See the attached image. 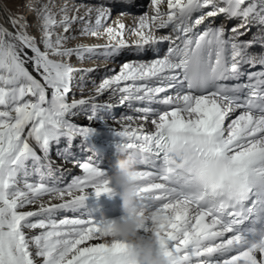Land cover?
Returning <instances> with one entry per match:
<instances>
[{
    "label": "snow or ice",
    "instance_id": "6c2138e0",
    "mask_svg": "<svg viewBox=\"0 0 264 264\" xmlns=\"http://www.w3.org/2000/svg\"><path fill=\"white\" fill-rule=\"evenodd\" d=\"M150 7L152 14L131 29L136 46L167 41V54L123 63L87 96L82 83L79 98L76 73L95 69L71 60L101 46H68L76 39L73 26L83 23L80 35L92 37L103 28L117 40L102 48L110 58L127 47L125 24L105 27L104 5L94 9L93 21L92 8L80 16L79 8L70 15L64 7L57 19L42 4L34 10L38 36L17 17L9 19L13 31L0 25V264H132L129 245L110 239L108 221L88 204L92 195H115L107 172L89 157L78 164L83 174L60 187L52 158L55 152L73 161L77 140L91 148L95 129L75 117L107 124L124 105L141 115L112 118L120 125L113 131L116 148L137 158L136 169H152H137L138 208L148 217L138 226L141 235L155 229L168 264H264V250L253 254L248 246L264 233V57L250 56L254 41L241 39L253 22L264 25V0H150ZM221 15L239 23L214 25ZM153 26L178 35L157 37ZM241 78L246 82L222 83ZM135 121L144 123L133 127ZM61 211L79 215L56 219Z\"/></svg>",
    "mask_w": 264,
    "mask_h": 264
},
{
    "label": "bare ground",
    "instance_id": "6f19581e",
    "mask_svg": "<svg viewBox=\"0 0 264 264\" xmlns=\"http://www.w3.org/2000/svg\"><path fill=\"white\" fill-rule=\"evenodd\" d=\"M12 1H14V0H0V25H3V27L9 29V31H13L12 26L9 23V19L13 16L8 12L9 8L7 6ZM95 1H97V0H88V3L86 2V4H84V6L79 8L80 10H79L78 14L84 15V13L86 12L87 9H89V7L92 8L93 13H95L94 9L97 7V4H94ZM105 1H106V3L108 2L107 4H109V7L112 9L114 16H118V14H116L114 12L115 10H119L120 8L125 9V7H126L127 11H124V14L126 16L122 17V19L120 16V19H118V18L116 19V24H114L115 26H111V27L115 28L116 25L119 23L125 24L126 29L124 31V34L128 31V29H130L133 26V25L128 24L127 18L129 17V19L134 20V19H139L141 17L140 14H141L142 10L140 9V4H141L142 0H105ZM248 2L249 3L257 2V0H248ZM164 10H166V8H164ZM30 14H31V12H30ZM71 14H73V11L71 12ZM147 14L151 15L152 9H147ZM60 16H61V14L58 17H60ZM91 19H93V16L91 17ZM238 23H239L238 20H227L223 15L214 18V25L224 24L227 28H228V25L232 27L233 25H236ZM132 24H133V22H132ZM202 27L203 26H201V28ZM250 27H251V31L248 32L247 35L241 37V39L254 41L253 46L248 49V54L250 56L255 57L256 59H259L261 57H264V35H263L264 34V25H260L256 22H253L250 25ZM162 30H165V29H162ZM37 34L39 35V33H37ZM157 35L159 37L163 34L157 33ZM176 35H178V33L173 32L172 36L175 37ZM230 35H232V34L229 33V36ZM98 38L99 37H94L92 39L85 40V41H81V40L80 41H72V40H70L68 42V46H76V45L85 44L88 42H91L92 46H101V50L98 51V55H101V57L104 59V62H107L106 65H102L101 67L96 66L94 68H91V69H95V71L90 72L87 75L83 74V76L86 77L85 81H86V79H88V82H83L84 84H86V88L84 90L85 96H87L89 94V92L92 89H94V87L97 84H99L104 77L113 75L112 70H115V72L118 73L123 63L150 62L153 59H156L158 57H163L164 55L167 54L163 50L165 47L163 48V46H162L163 42H162V43L150 45L151 48L149 49V51H146L145 53L142 52L143 53L142 56L136 50V52L134 51V54L131 53V55H129V56L126 54H125L126 55L125 57L121 56L122 52L120 51L121 53H119L118 55H113L110 58H105L102 55V48H103V46L108 45L107 41H108L109 37H108V39L105 38L106 40L105 39H98ZM169 46H170V44H169ZM126 52H129V51H126ZM29 68L31 69L30 65H29ZM83 69H90V68H87V66H84ZM73 84H76V87H73V93H75L76 97L79 98L80 97V87L79 86L82 83L76 82L74 80ZM69 99H71V95H70ZM100 99L106 100L107 95L100 97ZM135 106L136 107H145V106H149V105H147V103H144V104L137 103ZM150 106L151 107H161L160 105H157V104H152ZM237 114H239V113L237 112L232 117H230L229 121L231 119L235 118V115H237ZM125 115H132L133 117H138L141 115V113L134 112L127 105H124V106H118L113 110V112L106 118L107 124L101 123L100 121H96V122L89 121L85 118V116L83 114L75 117V121H82L85 123H90V124L95 125V126H106V125H108V126L113 127V126H120V125L117 123H114L112 118L116 117L117 119H119L120 117H123ZM229 121H226V124ZM140 123H144V122L143 121H135L133 123V127H135L137 124H140ZM145 128L153 129V126L151 125V123H145ZM37 152H38V154L43 155L42 153H40L39 149H37ZM74 154H75V159L71 162H64L63 160L59 159L58 157H56L55 152H53V154H52V158L55 161V166L57 167V171L55 174V178H56L55 182L60 187H66L68 184H70L72 182V180L74 178L81 176L83 174L82 169L78 166V164L83 163V162H87L89 157H92L95 160V162L99 165V167L102 170L106 171L107 174L110 176L115 171V164H116L117 159L123 158V156L125 155V154H120L116 148H114L110 145H98V143L97 144L91 143V148H89L87 146H81L79 140L76 141V147L74 149ZM31 179L36 180V179H38V177L34 176V177H31ZM120 203H121V200H120L118 195H113V196L101 195L98 198L95 197L94 195H92V196H90V199L88 202L91 210L94 207L112 208V207L118 206ZM78 215H79L78 212L61 211L60 213H58L56 215V219H62L65 217L71 218V217H75ZM121 218H122V216H118V217H115L113 219H121Z\"/></svg>",
    "mask_w": 264,
    "mask_h": 264
},
{
    "label": "clouds",
    "instance_id": "9594fccd",
    "mask_svg": "<svg viewBox=\"0 0 264 264\" xmlns=\"http://www.w3.org/2000/svg\"><path fill=\"white\" fill-rule=\"evenodd\" d=\"M136 159L133 155H124L117 159L115 171L109 177L115 195L121 200L122 218L106 219L108 223L105 231L110 239L129 245L132 264H168V258L157 249L155 229L149 236H143L138 231V226L144 224L148 217L138 208ZM248 246L253 254L264 250V233L250 239Z\"/></svg>",
    "mask_w": 264,
    "mask_h": 264
},
{
    "label": "rangeland",
    "instance_id": "374dc122",
    "mask_svg": "<svg viewBox=\"0 0 264 264\" xmlns=\"http://www.w3.org/2000/svg\"><path fill=\"white\" fill-rule=\"evenodd\" d=\"M86 2L88 3V0H14L11 3H9V5L7 7L9 8L8 12L13 17H17V18H20L22 20H27L29 25H30V27L28 29L29 33L32 34V35L38 36V34H37L38 33V30H37L38 20L36 19V14H35L34 10L36 8H38L40 5L47 4L48 8L51 10V12L56 15L57 19H59L60 17H58V16L61 14L60 9L62 7L63 8L66 7L68 9V11H69V14L71 15V12L75 8H80V7L84 6V4H86ZM107 3H106L105 0H99V1L97 0V1L94 2V4H97V7H99L100 5H104L108 9V11L110 12V19L107 20V22L105 24V27H107V26H115L114 24H116V19L117 18L120 19V16H121V19H122V17L126 16L124 14V11H127V9L125 7V9L124 8H120L119 10H115L114 12L116 14H118V16H114L113 15L114 13H113L112 9L109 7V4H107ZM140 9L142 10V12L140 14L141 16L144 15L145 13H147V9H151L150 0H142V2L140 4ZM30 12H31V14H30ZM86 12H87V10H86ZM86 12L84 13V15H80V16H85ZM92 16H93L92 20L94 21L95 20V13H93ZM138 20L139 19L131 20V19H129V17L127 18L128 24L133 25V26L130 29H128V31L123 35V40L127 44V47H124V48L120 49V51L123 53L122 54L119 51V53H121V56H124V57L126 55L129 56V55H131V53L134 54V51L136 52V50L142 56L143 55L142 52L145 53L146 51H149V49L151 48L150 45H152V44L144 45L143 50L138 49L137 46H136L138 41H139V37L137 35L133 34L131 29L136 27V24H137ZM132 22H133V24H132ZM83 26H84V24H82L81 22H77L73 26V28L75 29L74 30V34L76 36V39H74L72 41H80V40L81 41H85V40H89V39L94 38L92 36H82V35H80L79 32H80V29ZM228 28L230 29L231 26L228 25ZM57 31H61V30L57 29ZM99 31H100V35L98 36L99 37L98 39H105V38L108 39L109 36L104 34V29L103 28H101ZM152 31L157 37H158L157 33L158 34H163V35H169V34L173 35V32H171V29H165V30L160 29V30H157L155 28V26H153ZM227 33H231V32L229 31ZM114 42L117 43V40H110V38H109L108 41H107V44L108 45L109 44H115ZM162 44H163L162 45L163 48L165 47L163 49L164 52H167L166 50L170 47L169 43L167 41H165ZM79 45L92 46V43L88 42V43L79 44ZM125 50L129 51V52H126ZM71 63L74 66H76L78 68H81V69H83L84 66H87V68L91 69V68H94L96 66L97 67H101L102 65H106L107 64V62H104V59L101 57V55H98V52L96 54H94V55H86L83 60H78L74 56L72 58V60H71ZM85 78L86 77L83 76V73L82 74L81 73H77L75 81L76 82H80V83L88 82V79H86V81H85ZM73 87H76V84H73ZM106 127H111V126L106 125ZM113 127L114 128H120V126H113Z\"/></svg>",
    "mask_w": 264,
    "mask_h": 264
}]
</instances>
